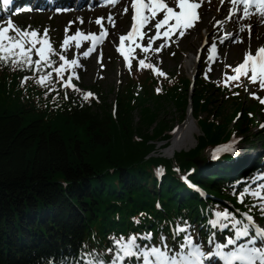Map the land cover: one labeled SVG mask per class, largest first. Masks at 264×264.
<instances>
[{
    "label": "trees",
    "instance_id": "trees-1",
    "mask_svg": "<svg viewBox=\"0 0 264 264\" xmlns=\"http://www.w3.org/2000/svg\"><path fill=\"white\" fill-rule=\"evenodd\" d=\"M28 19L16 21L24 29L27 24L41 30L42 19ZM170 58L178 61L179 52L172 49ZM54 59L59 64L57 55ZM54 65L45 69L52 73L48 87L38 85L32 71L0 67V264H83L82 253L107 264L119 254L115 242L121 237L148 230L152 242L160 243L159 234L170 238L169 222L193 224L207 206L223 208L225 199L244 208L230 189V160H202L233 128L244 142L253 145L255 138L264 149V128H257L264 113L258 100L245 95V87H224L198 75L189 98V80L182 73L158 77L133 61L112 107L102 90L99 101L86 103L66 95ZM24 77L29 79L21 86ZM213 91L235 106L232 113L224 116L221 104L209 108ZM189 102L200 129L195 147L172 159L150 156L156 142L166 138L169 143L171 121L165 113L173 110L182 121ZM158 166L165 169L160 183ZM174 166L182 173L194 168L190 179L211 198L185 190Z\"/></svg>",
    "mask_w": 264,
    "mask_h": 264
},
{
    "label": "snow or ice",
    "instance_id": "snow-or-ice-1",
    "mask_svg": "<svg viewBox=\"0 0 264 264\" xmlns=\"http://www.w3.org/2000/svg\"><path fill=\"white\" fill-rule=\"evenodd\" d=\"M11 0H4L5 4H9ZM109 4L116 5L120 0H107ZM224 0H221V4ZM232 9L229 11L227 19L231 20L235 15V10L243 5V15L240 19H248L253 15H259L264 18V0H230ZM174 5V6H172ZM131 9L133 15L131 16L130 30L119 37V45L117 52L123 57L125 65L131 71L132 63L130 57L132 56L133 48H125V43L130 42L141 49L143 53H149L155 51L159 53L163 48L169 47L168 40L171 36L178 33L179 38H183L187 31L195 27L196 23L199 22L200 16L198 9L202 7L201 0H131ZM178 9V10H177ZM254 9V11H253ZM129 11L128 7L123 9L124 15H127ZM161 19H156L160 14ZM104 18H97L95 23L100 26L99 35L89 33L85 35L81 31H76L74 35H69L71 22L65 29V38L62 41V49L66 52L69 50L71 45L74 43L75 48L79 49L82 45V41H90L91 46L87 51L83 53L84 58H88L96 51L97 46L102 44L108 36V31L103 24ZM108 22L115 27L114 20L111 16L107 18ZM155 20L153 25L155 35H149L144 29ZM83 23V20L80 21ZM174 22V23H172ZM222 21H218L216 26L222 25ZM161 29H164L161 32ZM245 29L242 27L241 31ZM152 29H149V32ZM248 31L251 32V25L248 26ZM14 33V34H12ZM148 37L147 46H143L137 43V39L143 40L144 37ZM163 39L165 42L160 44L156 49L153 50L152 46L157 40ZM223 43V41H221ZM39 45V47H37ZM209 52L208 60L214 61L216 59L217 46L213 43L210 48L207 49ZM37 56L39 59H33ZM57 55L53 45L50 41L48 31L45 30L43 34L38 33L36 30H22L15 26L10 20L6 26L0 25V67H11L13 70H29L36 73L39 78L35 82L43 87H48L52 83V73L45 72L46 68H50L54 65V57ZM59 59L63 63L58 68H54L56 75L62 78V74L67 69L73 70V76H75V69L80 67L78 59L68 60L64 55H59ZM98 62H102V53L98 56ZM231 69L233 75L225 74L223 77L224 87H230L232 83H235L236 87L247 86L242 83V80H246L249 84L258 86L259 91H264V47H259L253 54L251 50L245 52L243 60L237 66H226ZM139 68L151 69L153 74L158 77H166V73L156 68L152 63H146V59L139 60ZM211 70V69H209ZM73 76H69L67 81L64 82L65 88H72L74 91H79L73 83ZM79 79L78 76L75 77ZM207 78V77H206ZM29 77H24L21 81L23 86ZM219 86V83L218 85ZM159 94L161 89H156ZM238 95L239 93H234ZM251 98L258 100L261 105H264V98L257 95L256 92H250ZM93 94L88 92L83 95L84 100H88ZM251 115V113L249 114ZM239 119V116L237 117ZM264 128V124L261 125ZM232 146L227 145L223 148H218L216 153L222 151H231ZM216 153H213V159L216 158ZM248 190H245L247 193ZM245 193L240 196V202H243ZM253 197L261 201V213L264 215V185H261L256 191L250 193ZM217 221L210 222L213 227L219 223V220L223 218L228 220L230 218L228 212H217ZM246 224L243 227L236 228V225L242 223L240 220L233 221V227L236 228L235 237L227 238L226 244H217L214 253L205 254L199 245H195L191 236H186L181 244V252L176 255L170 256L167 250V245H164L165 251H161L160 248L151 247L145 245L141 248L137 243V237L132 236L125 242L124 238L121 237L116 240L115 245L122 255H116L113 257V264H123L125 257H136V259L143 258L144 264H204L206 256L211 258L212 255L218 256L224 264H264V247H257V239L259 238L264 243V228H260L256 225L254 219L250 215H246ZM250 230H254V235L250 236ZM185 228H179L175 230L176 234L185 232ZM248 237L247 243L237 244L238 240ZM144 239H151L150 234ZM163 240V238H162ZM213 241L210 240L209 243ZM233 246V249L225 252L224 249L228 246ZM188 248L189 251L185 255L183 249ZM109 252L113 249L109 248ZM81 260L83 264H105L104 261L98 259L93 253H82Z\"/></svg>",
    "mask_w": 264,
    "mask_h": 264
},
{
    "label": "rangeland",
    "instance_id": "rangeland-1",
    "mask_svg": "<svg viewBox=\"0 0 264 264\" xmlns=\"http://www.w3.org/2000/svg\"><path fill=\"white\" fill-rule=\"evenodd\" d=\"M131 0H128L127 7L129 8ZM212 1H205L204 2V8L208 5V3H211ZM226 4L224 7L227 8ZM174 6V5H172ZM120 3L117 4V6H110L109 8L105 9V12L109 10L108 12H112L114 15L118 12L120 17L119 19L115 17L114 23L115 27H112V32L108 27L104 25V27L108 31V40L104 46H102L100 49H97L93 55L89 56L88 58H84L83 53L88 50V45L90 41H82V44L84 45V48L82 46L77 49L75 48L74 44H72V55L71 59H78L80 66H81V72L79 74V80L80 84L84 89L91 90V92L102 90L104 94L106 95L107 101H109L113 105L114 97L116 90H118V85L122 84L125 80L124 73L127 70V66L125 65V62L123 61V57L117 52L118 42L116 37L119 35H123L126 32V29L128 28L129 23H131V15L128 14L124 15L123 9L126 7V4L119 9ZM204 8L202 13H200V20L199 23H196L195 27L189 29L186 33V35L181 38L180 40L176 39L175 37L178 36V33L176 35L171 36V39L168 40L169 47L163 48L159 53H156L155 51H150L149 53H155L157 64L159 67L164 71L168 73H175L177 70L182 73L183 75L190 76L188 70L184 67V61L186 57H195L196 63L194 67V71L196 74L204 73L205 78L207 77L211 81H215L218 79H221L222 75H230L227 71V69H230L226 66H232L235 67L239 63L242 62L244 54L246 51L251 50L252 52L254 49L258 46L264 47V34H253L248 33V27L253 21V16H251L248 19H243V21H246L244 24L240 22V19L238 20H210V15L206 14L204 15ZM242 9V8H241ZM238 10L237 15L240 17L242 16L243 9ZM207 9H205L206 11ZM52 15L46 14L43 15L42 13H38L37 11L32 12L30 14L38 13L40 19L44 21H48L51 23V26L55 28L56 31L60 32V35L62 32H65L66 27L70 24L74 26L75 31H81L85 35L89 33H93L98 35L100 32V26L95 23L97 18H103L100 15L93 16L88 22L80 18L79 14L76 12L66 13L64 11H60V13H55L54 10H51ZM49 12V13H50ZM99 13L101 11H98ZM104 12V11H103ZM37 15V14H35ZM34 15V16H35ZM118 19V20H117ZM4 20V19H0ZM83 20V23L80 21ZM218 21H222V25L217 27L216 24ZM104 24V20H103ZM244 28V31H241V28ZM149 29H152V31L149 32ZM252 29V28H251ZM146 32H148L149 35H155L154 28L149 26L146 29ZM72 35V34H71ZM174 37V38H173ZM116 39V41H115ZM146 39L148 37L146 36ZM223 41V43H221ZM165 41L163 39L157 40L155 43H153V50L156 49L160 44L164 43ZM213 43H216L217 46V53H216V59L214 61H210L209 65L204 67L202 64L203 54L206 55L208 52L207 49L211 47ZM147 46V44L143 45ZM132 47V45H129L125 43V48ZM201 47V51L197 53V49ZM174 48L179 50L180 59L178 61H174L169 57L168 50ZM102 53V62H98V56ZM134 53V48L132 52V56ZM110 55H113L118 59V62L113 66V64L108 60V57ZM131 56V57H132ZM130 57V59H131ZM144 59V58H143ZM211 69V70H209ZM202 71V72H201ZM95 79L98 81L96 84L99 85V88L96 86L93 81ZM111 89H114V92H110ZM81 91V90H80ZM253 92L252 89H250L247 86V90H245V95L249 97V93ZM80 94V93H78ZM81 97V96H80ZM211 103L209 104L210 109L216 108L219 104H221V112L224 116L229 115L232 113L233 104L231 102L225 101L222 96L217 94L213 91L211 95ZM173 110H170L165 113V116L168 120L171 121V128L175 125H181L183 121L181 122L178 118V115L175 113L173 114ZM256 115V113H254ZM204 114H201L200 117H203ZM138 115L137 113L134 114V121L137 122ZM237 120V117L235 118ZM256 119L253 117V120ZM261 120H264L262 118ZM193 121L196 123V121L193 119ZM221 121V118L218 119V122ZM255 128V126H254ZM257 129V128H256ZM169 130L167 131V134L170 135V138H172L173 133ZM200 136V129L197 127V132L195 133V137ZM232 139L239 140L240 144V150L246 151L247 149H252L251 152H247L250 159L253 157V153H258L261 151L260 147L258 146L257 139H253L255 142L253 145L248 144L243 138V135L241 132H239L237 129L234 130V134L232 135ZM158 140V139H156ZM170 139L168 140V142ZM167 142L166 138H163V141L156 142V148L155 152L150 154V156L154 157H162V158H168L165 156L164 151L165 148H167L168 144L165 145ZM192 148V147H191ZM177 153V152H176ZM209 155L203 156V162ZM171 159V158H170ZM264 160V157L261 158ZM199 159H195V164L201 166L203 163ZM264 163H262L263 165ZM202 249V248H201Z\"/></svg>",
    "mask_w": 264,
    "mask_h": 264
},
{
    "label": "bare ground",
    "instance_id": "bare-ground-1",
    "mask_svg": "<svg viewBox=\"0 0 264 264\" xmlns=\"http://www.w3.org/2000/svg\"><path fill=\"white\" fill-rule=\"evenodd\" d=\"M61 1H66L68 5H72V6L74 4H76L77 6H83V8L80 9L78 12H79L80 18H82L86 22H88L94 15H97L99 13L98 11L102 9V6L105 2V0H34L32 2H29V5L39 9L38 5L43 3L44 5H47V9H50L51 4L58 3ZM127 1L128 0H120V7L124 6ZM96 5L98 7L95 8L94 6ZM225 5H226L225 1L223 4H221L220 0H212V2L208 3V5L205 8L203 5L201 8L198 9V11L201 9L203 11V8H204V15L206 16V14H209L210 20H223V19H227L229 15V11H230V8L228 6L227 8L224 7ZM87 6H89V8ZM120 7H118L117 9H119ZM205 9L207 10L205 11ZM72 11H75V10H72ZM49 14L52 15L51 12ZM99 14H101L103 17H105L106 15V25H109V26L112 25L107 20L109 16H111L113 20H115V17H117L118 19L120 17L118 12L116 13V15H114L112 12H105V10H102ZM254 18L255 19H253V21H251L250 23L251 28H252L250 33H253L255 35L256 34L263 35L264 34V18H261L259 15L258 17L255 16ZM232 20H238V18H235V15H233ZM195 63H196V58L194 56L186 57L184 61V67L186 70H188L189 74L193 73ZM197 127H198L197 123L193 121V118L191 116V111L188 110L187 117L183 121V123L175 127L173 131V136L170 139L167 148H165V151H164L165 156L168 158H172L176 152L189 151L193 149L196 145V140H197L195 137V133L197 132ZM233 146H236V145H233ZM253 155L256 156L257 153H253ZM203 252L205 254H208L211 251L209 252L203 251ZM211 253H214V252L212 251ZM204 264H224V262L220 261L217 258V256L215 258L212 255L211 258H208L206 256V258L204 259Z\"/></svg>",
    "mask_w": 264,
    "mask_h": 264
}]
</instances>
